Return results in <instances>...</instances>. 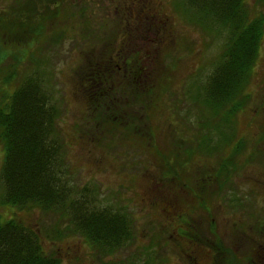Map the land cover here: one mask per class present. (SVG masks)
<instances>
[{
    "label": "rangeland",
    "instance_id": "1",
    "mask_svg": "<svg viewBox=\"0 0 264 264\" xmlns=\"http://www.w3.org/2000/svg\"><path fill=\"white\" fill-rule=\"evenodd\" d=\"M28 1L30 0H0V19L6 20L8 13ZM147 1L151 6V21L139 25L136 22V12H140L137 5L134 13L129 10L124 14L121 1L119 4H108L103 0H82L79 5L78 1L73 3L72 0H65L64 4L58 3L57 7L51 8L54 12L61 10L56 20L47 26L41 41L34 43L28 40L27 35L24 38L18 36L15 40L7 37L1 46V52L3 55L5 53V58L0 61L1 89H6L12 94L16 80L40 73H43V83L51 85L48 89H52L55 106L58 105L60 111L59 128L67 153L70 184L82 189L78 198L84 196L82 191L85 187L94 189L99 192L95 199L103 207H112L114 210L122 208L134 221L132 242L116 250L114 254L103 253L81 236L68 233L65 230L69 225L68 221L60 223L58 220L61 217L58 214L47 215L39 210L24 213L4 207L3 185L0 182V217L3 220L17 219L31 226L40 234L46 252L57 254L62 264H150L152 261H155L154 264H196L197 256L199 264H210L208 253L224 263L222 252L214 248L209 233L218 234L216 241L221 240V247L226 239L231 241L233 249L236 248L240 238L227 233L230 230L235 232L236 227L245 225L246 221L244 208H240L236 202L240 199L245 204L249 199L250 205H253L250 200L255 201L254 205L258 203L259 197L251 190L256 183L255 173L260 167L264 168V155L260 153L264 144L262 139L257 137V122L245 117L244 113L247 109L255 113L252 104L256 105L260 100L264 87V38L252 79L236 99L237 103L242 102V109L233 119V115L229 116L230 110L227 108L225 112L215 115L209 123V128H206L207 120L200 119V107L195 108V112L190 111L191 116L186 118L189 110L195 106L188 99L198 95V90L204 88L209 76L214 73L224 51L221 47L226 46L229 38V31L222 28L215 34V31L209 34L208 29L195 22V10H181L180 5L184 6L179 3L181 0ZM240 2L249 9L251 19L257 14L264 17L263 0ZM129 25H132L133 31L131 36L127 34V39L137 41L134 44L129 42L130 47L116 42L115 48L125 53L131 49L146 52L149 62L136 63V66L146 71L152 64L153 70L161 75L160 78L166 83L165 87H169L171 94L176 96L167 94L165 108L154 110V114L151 106L147 110L149 120L154 122L152 125L157 129L158 138H151L150 125L143 123L140 133L144 132L145 138L128 139L119 136L103 142L98 138H108L112 136L113 131L109 129V134L104 135L94 128L92 119L102 114L103 107L97 102L90 104L91 94L87 83L89 81L82 78L80 72L86 63L85 60L90 59L97 49H103L102 42H107L109 36L113 37L112 34L115 35L121 29L126 32ZM87 30H91L94 37L87 32L91 36L84 38ZM122 36L123 33L116 39H123ZM147 36L150 40L145 39ZM9 40L12 44L14 40V46H6ZM30 41L31 45L27 46ZM11 77L16 80L7 84L5 81ZM1 89L0 104L3 102ZM177 100H181L182 104L178 105ZM176 106L180 107L182 112H177ZM141 107L134 108L135 114L145 115V106ZM106 109L110 110V107L107 106ZM126 110L123 108L122 111L129 117L126 121L131 125L137 117L134 112ZM113 120H116V117ZM219 124L223 130L213 132L214 143L209 147L214 145L220 152L215 143L222 146L224 143L220 142L221 138H232L230 148L218 152L212 159L196 155L193 162L188 164H181L177 156L172 155L181 154V159H184L187 148L191 144L198 146L197 142L205 139V132L210 133L212 129L219 131ZM152 144L159 148L160 157L151 154ZM162 158H169L167 162L186 179L184 182L189 184V191L176 173L166 171L165 174L163 166L157 165L160 164L157 159ZM4 159L5 147L0 141V171ZM222 159H227L228 162L238 159L234 161L237 167L234 168L230 162L228 168H220V172L224 169L222 173L227 170V182L231 184L229 189L232 193H228L227 188L219 183L213 186L216 190L210 187V183H206L210 178H214L216 166ZM197 161L199 163H196ZM225 177L220 175L221 181ZM202 190L208 194V199L199 198ZM230 196L238 208L230 207ZM244 211L251 217L247 219L250 231L256 224L255 208ZM198 220L200 223L196 222ZM58 223L62 224V237L55 238L57 231L53 227ZM196 231L199 239L193 238ZM196 241L200 246L199 251L195 247ZM251 246L254 244L246 248L250 252L248 264H254V260L255 264H264V261L262 263L256 260V249L253 251Z\"/></svg>",
    "mask_w": 264,
    "mask_h": 264
},
{
    "label": "trees",
    "instance_id": "2",
    "mask_svg": "<svg viewBox=\"0 0 264 264\" xmlns=\"http://www.w3.org/2000/svg\"><path fill=\"white\" fill-rule=\"evenodd\" d=\"M64 1L30 0L28 3L15 7L16 9L8 13L9 17L6 20L0 19V61L5 58V53L3 55L1 52V46L7 37L15 40L18 36L24 38L27 35L28 40L34 43L41 41L47 26L56 20L61 10L54 12L51 8L57 7L58 3L64 4ZM179 3L184 4V6L180 5L184 12L195 10V22L202 28L208 29L209 34L213 31L215 34L222 28L229 31V38L226 46L221 47L224 51L214 73L209 76L204 88L198 90L199 94L188 99L195 106L189 110L186 118L191 116L190 111L195 112V108L200 107L202 109L199 114L200 119L207 120L206 128H209V123L215 115L225 112L227 108L230 110L229 116L233 115L235 119L243 106V104L240 106L242 102L237 103L236 99L243 93L241 91L243 87L247 86L252 79L254 67L260 55L259 49L264 38V17L257 14L254 19H251L249 9L243 6L240 0H181ZM90 31L87 30L86 33L89 32L93 36ZM90 34L87 33L84 38L91 36ZM112 35L113 37L109 36L107 42H102L103 49H97L90 59L85 60L86 63L80 72L83 75L81 77L89 81L87 83L90 92L86 90L91 94L90 104L97 102L103 107L102 114L92 119L94 128L104 135L109 134V129L113 131V138L110 136L98 139L106 142L108 139L119 136L128 139L145 138L144 132L140 133L143 123L150 125L148 128L151 131V138H158L157 129L152 125L154 122L149 120L147 110L151 106L152 114H154V110L165 108L166 95L171 94V91L169 87L168 89L165 87L166 83L160 78L161 75L153 70L152 64L147 75H143L142 70L137 73L134 71L132 75L131 65L136 63L129 61L119 63V69H121L119 71L116 64L110 60L115 39V35ZM14 40L13 44L11 40L6 42V46H14ZM31 43V41L27 43V46ZM122 69L128 71L127 75H124ZM113 70L117 71L113 72ZM42 76L43 73H40L18 80L11 77L5 82L11 84L16 80L12 94L0 88L1 99H3L0 104V141L5 147V159L0 171V182L3 185L2 205L24 213L39 210L47 215L58 214L61 217L58 220L60 223L68 221L69 225L65 228L68 233L81 236L98 251L114 254L116 250L132 242L134 221L122 208L114 210L112 207H103L95 199L99 196V192L94 189L85 187L82 191L84 196L78 198L82 189L70 184L67 153L59 128L60 111L57 108L58 105L55 106L52 89H48L51 85L47 82L43 83ZM117 80H127V82L118 83ZM171 95L173 97L175 94ZM176 102L179 103L178 105L182 104L181 100ZM141 105L145 106L143 107L145 115L135 114L134 108ZM107 106L110 110L106 109ZM123 108L134 112L137 117L131 125L126 121L129 117L124 115ZM176 111L180 113L182 109L176 106ZM185 112L187 114V109ZM114 117L116 120H113ZM168 125L171 124L168 123ZM218 129L219 131L212 129L210 133L205 132V139L199 140L198 146L191 144L185 152L184 159H181L183 157L181 154H179L180 157L173 152L171 154L177 156L181 164L192 163L193 158L199 154L205 159H212L219 152L216 146L209 147L214 143L213 132L223 130L222 125ZM122 132L125 134L121 135ZM232 137L234 138V134ZM232 140V138H221L220 142L224 144L219 146L215 143V145L221 152L231 147ZM158 149L152 144L151 154L154 157L156 155L160 157L161 152ZM168 159H157L160 163L157 165L163 166L165 174L166 171L176 173L181 182L187 185L186 190L189 191V184L184 182L186 179L170 162H167ZM237 160H230L234 168L237 167L234 163ZM198 161L196 163H199ZM230 162L222 159L216 166L214 178L207 180L206 183H210L213 190H216L213 186L218 183L227 187V170L225 169V173H222L224 169L220 172V168L223 166L228 168ZM220 175L226 176L223 181ZM199 198L206 200L208 194L202 190ZM230 203V207H243L239 200L236 202L238 206L234 200ZM199 221L196 222L200 223ZM60 223L53 227L57 231L55 238L62 237ZM199 227L200 225L197 228ZM193 236L199 239L197 231ZM199 249L196 248L198 251ZM154 263L155 261H152L150 264ZM0 264H62V260L57 254L46 252L40 234L31 226L17 219L3 220L0 217Z\"/></svg>",
    "mask_w": 264,
    "mask_h": 264
},
{
    "label": "flooded vegetation",
    "instance_id": "3",
    "mask_svg": "<svg viewBox=\"0 0 264 264\" xmlns=\"http://www.w3.org/2000/svg\"><path fill=\"white\" fill-rule=\"evenodd\" d=\"M66 1H68V0H66ZM72 1H73V3H76L78 1L79 5H81V3H82V0H72ZM83 1H87V0H83ZM99 1H101V0H99ZM103 1L108 2V4L110 2H112L114 4H119L121 1L122 5H123V9L125 11L124 14H126L129 10H130V13H134L135 12L134 8L137 5L140 8V12H136L137 13L136 14L137 15V17H136L137 24L141 25L142 22L151 21V18H152L151 6L149 5L150 3L147 0H103ZM131 26L132 25H129L127 27L126 32H125V30L123 31V29H121L119 32L115 33V39H114L115 44H114V48H113L114 50H113V53H112L110 60L112 63L114 62L116 64V68H118V69L120 67L119 63H124V62H128V61L133 63V64L134 63H140V62H144V63L149 62V60H148L149 56H146L145 55L146 52H144V51H138V50L131 49L130 51L125 53V52H122L121 50L119 51L115 48L116 42L124 43L125 45L130 47L131 44L129 42L134 44V42L137 41L136 39H127V34H129V36H131V31H133ZM148 31L150 32V30H148ZM122 33H123V36H122L123 39H120V38L116 39V37L118 35L121 36ZM145 39L150 40V37L147 36V37H145ZM150 63H151V61H150ZM135 65L136 64L131 65L132 75H133L134 71H136L135 73L141 71V68L140 67L136 68ZM120 70L121 69H119V71ZM114 71H117V70H113V72ZM149 71H150V67H149V69L147 68V70L144 71L143 75H147ZM122 72L124 73V75H127L126 73H128V71L123 70V69H122ZM260 95H261L260 100L256 103V105H255V103L252 104V106L254 105V107H255V109H254L255 113H253L251 109H247L246 112L244 113V116L249 118V119H253L257 122V124H256L257 129H258L257 137L261 138L262 143L264 144V87H263ZM249 111H250V113H248ZM262 149L263 150L260 153H262L264 155V145H262ZM255 174H256V177H255L256 183L253 184L254 189L251 191L255 192L256 196L259 197L257 199L258 203H256L254 205L255 201L250 200V202H252V204H253V205H250V204H248L249 199L246 200L245 204L240 199H238V200L243 204V207H240V208H244V209L255 208L254 215L256 216V219H255L256 224H255V226H252L250 228L251 229L250 231L248 230L249 226L247 223H249V221H247V219H249V218L251 219V217H248L246 215L244 209H243V213H244L245 218H246L245 225L241 224V225H239V227H236V225H233V227L237 228L235 230V232L230 230L229 233H227V234H230V235L235 236V237L238 236L240 238L238 240V245L234 249L232 248L231 241L226 240V239L223 242V247H221V245H220L221 240L216 241V237L219 238L218 234L217 233H210V236L213 239L212 245H214V248H217L218 251L222 252V255H223L222 259L224 260V263H221L220 261H218L217 258L214 259V257L210 253H208L209 258H210V264H248L249 263L248 256H249L250 252H248V249H246V248H248L249 245H253V244H254V246H251V247H252L253 251L256 249V255H257L256 260L261 261L263 263V261H264V168L260 167L259 170H257V172ZM229 186H231V184H228L227 187H225V188H227L228 193H232V190L229 189ZM231 201H233V200L231 199V196H230V202ZM245 206L248 208H246ZM240 211H242V210H240ZM213 222H214V220H213ZM243 226H245L244 227L245 230L242 228ZM233 227L231 226L230 229H232ZM253 230L254 231L256 230V231L254 232ZM198 244L199 243L196 241L195 242L196 248H199ZM197 257H196L195 262H196V264H199ZM251 259H252V257L249 260H251ZM254 264H255V260H254Z\"/></svg>",
    "mask_w": 264,
    "mask_h": 264
}]
</instances>
